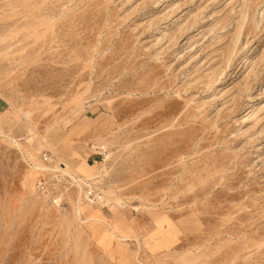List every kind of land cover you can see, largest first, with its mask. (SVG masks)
<instances>
[{
	"label": "rangeland",
	"instance_id": "374dc122",
	"mask_svg": "<svg viewBox=\"0 0 264 264\" xmlns=\"http://www.w3.org/2000/svg\"><path fill=\"white\" fill-rule=\"evenodd\" d=\"M0 264H264V0H0Z\"/></svg>",
	"mask_w": 264,
	"mask_h": 264
},
{
	"label": "built area",
	"instance_id": "2783aa9c",
	"mask_svg": "<svg viewBox=\"0 0 264 264\" xmlns=\"http://www.w3.org/2000/svg\"><path fill=\"white\" fill-rule=\"evenodd\" d=\"M99 156L104 161L105 154L104 153L103 154L100 153ZM44 160L45 161H50V157L47 154H44ZM37 188H38V191L41 192V193H46L48 191V186L42 180L38 181ZM86 199L91 205L102 207V202L103 201H102V198L100 196L93 195L92 192H89V194L86 195Z\"/></svg>",
	"mask_w": 264,
	"mask_h": 264
},
{
	"label": "bare ground",
	"instance_id": "6f19581e",
	"mask_svg": "<svg viewBox=\"0 0 264 264\" xmlns=\"http://www.w3.org/2000/svg\"><path fill=\"white\" fill-rule=\"evenodd\" d=\"M38 170H44V169L43 168H38ZM60 171L64 172L69 177L75 178V176H73L72 173H70L69 171H67V168L66 167L64 168V165L62 166V169H60Z\"/></svg>",
	"mask_w": 264,
	"mask_h": 264
}]
</instances>
